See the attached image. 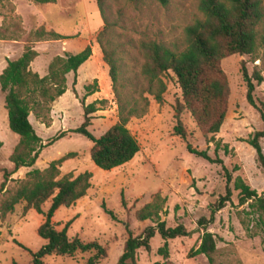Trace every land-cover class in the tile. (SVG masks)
<instances>
[{
    "label": "rangeland",
    "instance_id": "rangeland-1",
    "mask_svg": "<svg viewBox=\"0 0 264 264\" xmlns=\"http://www.w3.org/2000/svg\"><path fill=\"white\" fill-rule=\"evenodd\" d=\"M197 4L198 0H170L167 6H161L147 1L138 9L124 1L110 4L114 19L120 9L131 24L129 30L116 27L108 33L119 66L118 85H127L140 73L143 64L130 41L139 40L145 33L152 40L181 46L185 29L201 18ZM103 28L97 0H51L47 4L0 0V74L8 61L18 59L27 48L38 54L30 69L40 77L48 74L49 65L57 56L75 55L86 47L94 51L90 61L83 64L77 74V87L73 88L74 75L71 73L67 75V92L53 103L46 104L32 97L35 104L31 105L29 120L42 140L40 158L33 168L20 169L13 174L5 191L13 192L31 170H43L50 162L70 155L60 167L61 175L76 177L88 172L92 175L91 187L74 206L59 208L53 222L57 230H62L72 221L68 229L70 239L100 244L107 255L98 264H116L129 235L138 236L145 228L153 226L150 221H137L135 212L156 194L165 199L161 221L168 227L182 224L191 235L168 241L169 258L166 261L158 254L163 241L155 236L150 252L137 251V264H209L203 255L188 258V254L201 242L203 230L198 227V221L209 219L213 205L225 195L224 166L232 176L229 186L232 197L208 226V232L216 241L215 264H264V218L263 222L259 221L248 204L241 206L238 192L233 187L234 180L240 177L259 196L264 195V171L257 163L255 151L247 144L255 132L262 130V121L259 113L247 103L246 86L240 72L244 62L249 75L258 72L264 79L263 51L258 52V60L254 63L249 56H231L222 61L230 97L228 114L213 142H210V136L205 137L199 131L187 112L181 115L186 138L175 136L176 107L181 101V93L176 79L164 76L167 90L163 103L157 104L150 98L146 115L131 119L127 125L138 141L139 153L124 166L103 171L90 159L92 142L72 133L84 121L82 100L85 105L98 102L88 128L95 138L118 122L117 99L112 90L109 67L103 61L97 42ZM39 29L65 39L36 41L34 35ZM88 86L98 87V92L88 95ZM254 99L264 108V81L256 87ZM18 140L9 128L4 95L0 91V169L13 170L9 157ZM187 145L192 150L206 151L212 159L221 160L222 165L193 155ZM262 147L264 153V141ZM2 182L0 173V186ZM5 191L0 194V200L6 196ZM24 207L25 203H21L12 213L3 218L0 216V264H28L32 256L19 244L31 253L46 244L37 235L43 217L34 211L25 213ZM48 207L47 203L44 210ZM105 210L111 211L114 218ZM91 256L80 253L72 257L49 256L44 264H87Z\"/></svg>",
    "mask_w": 264,
    "mask_h": 264
},
{
    "label": "trees",
    "instance_id": "trees-1",
    "mask_svg": "<svg viewBox=\"0 0 264 264\" xmlns=\"http://www.w3.org/2000/svg\"><path fill=\"white\" fill-rule=\"evenodd\" d=\"M30 1L38 4L51 2V0ZM120 1L137 9L147 1L156 2L161 6H167L170 2V0H97V7L104 24L103 30L97 36V42L103 61L109 67L112 90L117 99L118 122L102 136L95 138L88 128L91 126L92 114L97 111L98 102L85 105L82 100L84 121L72 133L92 142L90 159L103 171L120 168L132 161L139 153L138 141L127 125L131 119H141L146 115L150 98L157 104L163 103L167 90L164 76H173L181 93V101L177 102L176 107L175 136L186 138L181 115L187 112L199 131L205 137L210 136V142H213L214 136L220 132L228 114L230 97L228 79L221 67L222 61L231 56H249L254 63L258 60V52L264 53V0H198L197 9L201 18L185 29L181 46L152 40L145 33L139 40L130 41L133 49L142 57L143 64L140 73L127 85H118L119 66L114 58L115 48L109 41L108 33L116 27L129 30L131 25L120 9L117 10V18H113L110 4ZM34 36L36 41L46 38L65 39L43 29H39ZM91 56L90 47L75 55L66 53L64 57L57 56L49 65L48 74L44 77H40L30 69L31 64L38 57L37 52L32 48H27L18 59L8 61L7 67L0 74V91L4 95L9 128L19 140L9 157L13 170L8 172L0 169L3 175L0 194L5 191L6 183L13 174L21 168H33L40 158L42 140L29 120L31 105L35 104L32 97L41 99L46 104L61 98L67 92V75L71 73L74 75V88L77 85L78 70ZM240 72L246 86L247 103L259 113L262 121V130L255 132L248 139L247 144L255 151L257 163L264 171L262 147L264 108L259 107L254 99L256 87L260 86L264 79L258 72L249 75L244 62L241 63ZM86 90L88 95H93L98 92V87L88 86ZM73 92L76 94L75 89ZM26 97L31 99L28 100ZM187 149L211 164L222 165L221 160L212 159L206 151L192 150L190 145H187ZM69 157L70 155L52 161L43 170H31L13 192L5 191L6 196L0 200L2 218L12 213L17 205L25 203L23 210L25 213L34 211L44 219L37 228V235L46 244L36 253H31L19 244L32 256L28 264H44V260L49 256L72 257L78 253L92 255L87 264H98L101 259L106 258V250L97 242L84 243L78 238L68 237V229L72 221L67 222L62 230H57L53 222L59 208L74 206L86 196L91 187L92 175L88 172L76 177L72 174L61 175L60 167ZM222 170L226 181L225 195L219 197L213 205L209 219L201 218L198 221V227L203 230L201 242L197 249L191 250L188 254V258L203 255L209 264H215L214 256L217 249L213 234L208 232V226L214 222L215 214L222 210L232 197L229 187L232 176L224 166ZM233 187L238 192L239 204L241 206L248 204L251 212L257 214L259 221L263 222L264 195L259 196L240 177L234 180ZM47 203L49 207L45 211L44 206ZM164 205L165 199L160 194H156L149 203L135 212L137 221H150L153 226L145 228L138 236L129 235L116 264H137V251L150 252L151 241L157 235L163 241L158 254L166 261L169 258L168 241L191 235L182 224L168 227L165 221H161ZM105 212L114 218L111 211L105 210Z\"/></svg>",
    "mask_w": 264,
    "mask_h": 264
},
{
    "label": "crops",
    "instance_id": "crops-1",
    "mask_svg": "<svg viewBox=\"0 0 264 264\" xmlns=\"http://www.w3.org/2000/svg\"><path fill=\"white\" fill-rule=\"evenodd\" d=\"M93 53H94V51L92 52V54H93ZM88 61H90V59H89ZM88 61H87V62H88ZM80 68H81V67H80ZM80 71H81V70L79 69L78 72H80ZM76 87H77V85H76ZM21 169H27V168H21Z\"/></svg>",
    "mask_w": 264,
    "mask_h": 264
}]
</instances>
